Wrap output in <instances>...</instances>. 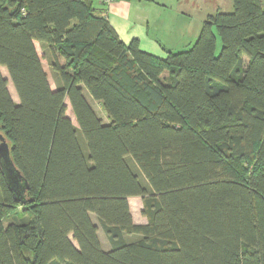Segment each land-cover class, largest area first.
Masks as SVG:
<instances>
[{"label": "trees", "instance_id": "1", "mask_svg": "<svg viewBox=\"0 0 264 264\" xmlns=\"http://www.w3.org/2000/svg\"><path fill=\"white\" fill-rule=\"evenodd\" d=\"M232 5L158 57L93 0H0V137L27 181L0 167V264H264V5Z\"/></svg>", "mask_w": 264, "mask_h": 264}, {"label": "crops", "instance_id": "2", "mask_svg": "<svg viewBox=\"0 0 264 264\" xmlns=\"http://www.w3.org/2000/svg\"><path fill=\"white\" fill-rule=\"evenodd\" d=\"M162 1L163 0H112L108 4H105L103 0H93V4L96 8H103L106 11L109 22L123 42L128 43L130 40L136 38L142 50L158 57H164L167 50L177 51L176 49H181L180 47L186 44L181 42L182 39L191 38L192 41L193 37L198 36L201 28L199 30L197 26L194 31H189L182 29L188 22H185L180 27H175L173 24L165 22V20L162 21L161 16L163 15V17H165L164 7L169 5V3ZM180 2V0H173L172 4L178 5L179 9ZM185 10L188 13V10ZM179 16H181L180 20L182 22L186 21V12L182 11V13L177 16L178 19ZM177 30L179 32L178 36ZM163 32L165 33V38L163 37ZM159 33L161 36H159ZM171 33H173V36L170 39L167 38V35ZM34 46L40 57L42 68L47 73L46 70L51 69L47 58V50L39 41H34ZM134 197L138 196L128 197V202ZM139 198L141 199L140 196ZM140 203H142V199ZM144 223H146V221Z\"/></svg>", "mask_w": 264, "mask_h": 264}, {"label": "rangeland", "instance_id": "3", "mask_svg": "<svg viewBox=\"0 0 264 264\" xmlns=\"http://www.w3.org/2000/svg\"><path fill=\"white\" fill-rule=\"evenodd\" d=\"M164 2L169 3V5H166L164 7V15L165 17H163V15L161 16L162 21L165 20V22H168V24H173L175 27H180L182 26L185 22H188L184 25V27H182V29H186L189 31H194L195 27L201 28L202 24H203V20L206 18L207 14H213L215 13L217 10H221V11H227L230 12L233 10V5H232V0H180V4H179V9H178V5H173V0H163ZM162 1V2H163ZM262 3L264 5V0H262ZM169 6V7H168ZM184 8V9H181ZM188 10L187 11L185 10ZM183 12H186V18L184 22H182L181 16H179V19L177 18V16L179 14H181ZM189 14V15H187ZM173 33L167 35V38H171L173 35ZM179 35V32L177 30V36ZM159 36L160 33H159ZM163 37L165 38V33L163 32ZM197 36L193 37L192 41L191 38H185L182 39L181 42L182 43H186L184 44L182 47H180L181 49L179 50H186L188 48H190L192 46V44L195 42ZM163 39V38H162ZM220 47V45L218 46ZM178 50V49H176ZM49 69V68H48ZM0 70L2 72V75L4 77L7 78L8 80V84H7V88L9 89V93L11 95V98L14 99V101H18L16 92L14 91L13 85L9 80V76L8 73L5 69V67L1 66ZM47 71V79L50 85L51 89H56L57 88V84H56V78L53 74V72H51V69L46 70ZM89 103L92 105V107L94 108V110L99 114V116L102 117V119L104 120V122L107 121V118L105 117L104 111L102 110V107L99 105V103H97L96 101H93L91 98L88 99ZM65 104H66V111H65V115L70 118V120L75 124V118L71 109V106L69 104V101L67 99H65ZM141 199L138 197H134L132 198L128 203H129V209H130V213L132 216V220L135 223H144L146 221L145 217L142 215V203H140ZM21 216L18 214H11L7 219H5L3 221V224L6 225L8 224L9 221H15L18 222L20 221L19 219ZM93 217V216H92ZM131 235V234H130ZM127 236V238H132L133 236ZM98 238L100 240V242L102 243V247L104 249L109 248V244L105 239V236L103 234V232L101 231V229L98 230ZM106 243V244H104Z\"/></svg>", "mask_w": 264, "mask_h": 264}, {"label": "water", "instance_id": "4", "mask_svg": "<svg viewBox=\"0 0 264 264\" xmlns=\"http://www.w3.org/2000/svg\"><path fill=\"white\" fill-rule=\"evenodd\" d=\"M0 167L7 173L8 184L11 185V190L17 195L18 199H21L26 189L27 181L11 163L8 144L2 137H0Z\"/></svg>", "mask_w": 264, "mask_h": 264}, {"label": "built area", "instance_id": "5", "mask_svg": "<svg viewBox=\"0 0 264 264\" xmlns=\"http://www.w3.org/2000/svg\"><path fill=\"white\" fill-rule=\"evenodd\" d=\"M112 0H103V2L105 3V4H108L109 2H111Z\"/></svg>", "mask_w": 264, "mask_h": 264}]
</instances>
